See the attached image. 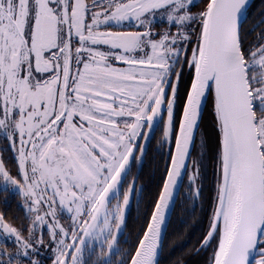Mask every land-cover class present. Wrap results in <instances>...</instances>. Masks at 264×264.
<instances>
[{"label": "snow or ice", "instance_id": "1", "mask_svg": "<svg viewBox=\"0 0 264 264\" xmlns=\"http://www.w3.org/2000/svg\"><path fill=\"white\" fill-rule=\"evenodd\" d=\"M178 204L264 264V0H0V264H162Z\"/></svg>", "mask_w": 264, "mask_h": 264}, {"label": "trees", "instance_id": "2", "mask_svg": "<svg viewBox=\"0 0 264 264\" xmlns=\"http://www.w3.org/2000/svg\"><path fill=\"white\" fill-rule=\"evenodd\" d=\"M259 0H254L253 3L258 4ZM150 165L145 166V172L149 170ZM2 207V205H0ZM13 211H16L15 204H13ZM137 213L135 205H133L132 216L135 217ZM190 218L182 211L180 205H177L175 212L172 214L171 221L168 227V241L169 248L165 251L166 260L162 264H169L175 259H183L185 264H202V257L193 251L194 243L199 235V228L192 227ZM175 249L174 253L172 249Z\"/></svg>", "mask_w": 264, "mask_h": 264}, {"label": "water", "instance_id": "3", "mask_svg": "<svg viewBox=\"0 0 264 264\" xmlns=\"http://www.w3.org/2000/svg\"><path fill=\"white\" fill-rule=\"evenodd\" d=\"M254 1V0H253ZM168 227H169V225H168Z\"/></svg>", "mask_w": 264, "mask_h": 264}]
</instances>
